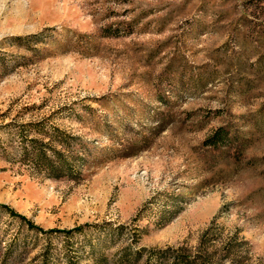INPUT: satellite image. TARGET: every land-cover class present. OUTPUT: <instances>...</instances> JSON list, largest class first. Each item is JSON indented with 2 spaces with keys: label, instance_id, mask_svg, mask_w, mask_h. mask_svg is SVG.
Returning <instances> with one entry per match:
<instances>
[{
  "label": "rangeland",
  "instance_id": "obj_1",
  "mask_svg": "<svg viewBox=\"0 0 264 264\" xmlns=\"http://www.w3.org/2000/svg\"><path fill=\"white\" fill-rule=\"evenodd\" d=\"M44 123L77 138L73 177L7 134ZM0 204L46 230L94 225L39 246L111 223L120 246L264 264V0H0ZM22 229L0 207V235Z\"/></svg>",
  "mask_w": 264,
  "mask_h": 264
},
{
  "label": "trees",
  "instance_id": "obj_2",
  "mask_svg": "<svg viewBox=\"0 0 264 264\" xmlns=\"http://www.w3.org/2000/svg\"><path fill=\"white\" fill-rule=\"evenodd\" d=\"M35 37V35L31 36ZM17 41H25L22 36L15 37ZM12 125L11 123L7 124ZM48 124H26L25 129L17 132H7L11 137L20 136L23 160L31 163L36 169L47 172L54 177L67 175L73 177L76 162L71 160L75 155L73 141L77 138L67 131L56 126H51L50 130H45ZM33 126V127H31ZM29 127H31L29 130ZM29 131H39L38 134L48 140L40 138H28ZM213 143L219 139V134H215ZM54 144L59 145L55 146ZM10 215L18 218L22 224V230L0 235V264H242L237 258L235 245L225 248L223 254L215 250L189 251L185 248H147L137 247L134 244H118V238L124 226L110 227L109 232H105L107 239L100 237L97 241L85 240L81 245L72 246L67 244L57 248L51 240L47 244L39 246V234L51 236L56 233L63 234L70 240L76 233H82L85 228L94 225L83 224L71 229H44L33 220L17 212L8 205L0 204ZM34 232V239L29 233ZM9 237V238H8ZM34 256L31 253L37 250ZM85 261V262H83Z\"/></svg>",
  "mask_w": 264,
  "mask_h": 264
}]
</instances>
